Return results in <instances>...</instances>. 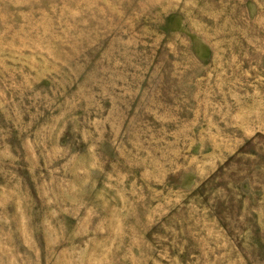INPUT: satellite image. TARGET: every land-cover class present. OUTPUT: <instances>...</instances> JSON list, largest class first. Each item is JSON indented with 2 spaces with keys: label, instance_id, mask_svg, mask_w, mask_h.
I'll list each match as a JSON object with an SVG mask.
<instances>
[{
  "label": "rangeland",
  "instance_id": "obj_1",
  "mask_svg": "<svg viewBox=\"0 0 264 264\" xmlns=\"http://www.w3.org/2000/svg\"><path fill=\"white\" fill-rule=\"evenodd\" d=\"M0 264H264V0H0Z\"/></svg>",
  "mask_w": 264,
  "mask_h": 264
}]
</instances>
